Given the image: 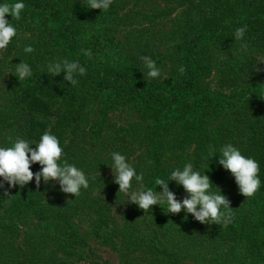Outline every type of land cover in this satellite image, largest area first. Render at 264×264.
<instances>
[{
	"label": "trees",
	"instance_id": "trees-1",
	"mask_svg": "<svg viewBox=\"0 0 264 264\" xmlns=\"http://www.w3.org/2000/svg\"><path fill=\"white\" fill-rule=\"evenodd\" d=\"M131 1L113 0V4L104 12H108L110 8L122 11ZM6 2L13 3L17 0H0V4ZM21 2L25 4V8L19 20L13 19L10 14L6 16L16 28L17 34L5 49L0 50V128L4 123L10 127V145L20 137L27 140L33 148L42 134L49 131L59 139L63 148L61 163L63 160L70 161L71 156L73 161L69 163H73L81 152L78 144L82 118L86 115L87 107L99 96L106 97L116 91L135 105L144 103L152 110L151 115L155 120L184 116L196 105L206 104L215 109L219 102L232 106V100L229 99L232 92H199L195 68L204 61L202 41H198L200 38L213 40L210 46L216 51L223 50L226 54L225 57H216V68L222 83L230 84L232 90L241 84L250 86L264 81V68L261 65L264 58V0H177L173 5L159 9L161 15L170 17L181 8L183 18L181 40L169 47L170 70L176 75L168 88L160 85L155 87L150 85L153 81L144 79L138 73L103 63V59L96 56L97 47L100 46L97 40L101 36L100 28L96 26L90 29L94 32L93 36H97L94 43L89 40L86 45V50H91V58L84 55L86 50L80 49L81 26L87 19H97L103 12L102 9L87 8V0H65L64 3L59 0ZM128 12L124 16H128ZM243 25H247L244 39L236 41L233 33ZM24 33L28 35L22 37ZM241 45L246 47L242 48ZM26 46L33 47L34 51L25 53ZM210 46L204 48L203 53H210ZM195 47L197 49L192 52ZM243 50L246 51L244 58L240 54L235 58L232 55L233 51L239 53ZM9 56L12 58L9 59ZM64 59L78 60L87 69L86 75L76 77V86L64 80L66 73L50 76L42 71L49 62ZM21 61L28 63L33 70V75L23 81L12 74L15 72V65ZM181 66L186 69L183 74L178 71ZM187 91L191 93V97L185 95ZM262 94L258 89H249L240 100L235 113H232L234 116L229 111L221 113L222 107L216 109L215 114L227 132L225 145L232 144L242 155L259 163L261 186L256 192L261 199L259 210L250 208L236 213L238 209L233 204V198L222 192L229 199L234 212L233 222L227 227L202 224L185 211L181 215L184 222L174 232L179 250L169 247L158 232L153 231L148 242L143 241L144 237L132 243L128 239L123 247L127 259L120 264H264ZM117 130L113 128V133L104 137L103 144L105 147L114 145L113 151L121 152V146H125V138L113 135ZM119 140L120 142H116ZM31 170L36 173L41 170V165L32 164ZM209 177L213 183L211 187H214V173ZM35 183L33 179L23 187L17 185L10 187V190L15 193L16 201L24 200L38 215L36 196L41 187H37ZM74 206L82 208L83 203L76 202ZM71 208L72 206L65 204L60 212L51 215L57 235L64 241L57 243L53 240L56 244L52 245L47 254H41L40 249L34 246L35 251L29 247L18 249L22 258L19 259L17 254L7 264H75L83 257L88 259L87 264H111L109 260L101 263L93 260L90 251L83 255L75 250L74 247L85 246L86 238L78 235V229L72 225L70 217L76 211L72 213ZM87 220L91 234L100 238V243L115 245L112 234L118 228L108 212L98 207ZM40 222L42 221H38V225H42ZM42 227L49 230L47 225ZM247 228H250V239L244 241L243 232ZM46 234L49 235V232ZM125 236H121V239Z\"/></svg>",
	"mask_w": 264,
	"mask_h": 264
},
{
	"label": "rangeland",
	"instance_id": "rangeland-1",
	"mask_svg": "<svg viewBox=\"0 0 264 264\" xmlns=\"http://www.w3.org/2000/svg\"><path fill=\"white\" fill-rule=\"evenodd\" d=\"M64 1L59 0L61 3ZM175 3L177 0H132L122 11L113 8H110L108 12L103 11L97 19H87L82 24L83 29L79 37L82 40L80 49L86 50L89 40L94 43L97 36H93L94 32L90 29L96 26L101 31V36L97 40L100 46L97 47L96 56L103 59V63L138 73L144 79L153 81L150 85L155 87L160 85L168 88L176 75L170 70L169 47L175 41L181 40L182 10L179 8L170 17L163 16L158 11ZM125 12H128V16H124ZM27 35L24 33L22 37ZM198 41H202L203 49L213 43V40L207 38H200ZM196 49L197 47L192 52ZM203 49V63L199 64L197 69L194 66L199 92L225 94L232 92L229 97L232 100V106L219 102L215 109L206 104L196 105L184 116L155 120L151 115L152 110L144 103L135 105L116 91L106 97L99 96L87 107L86 115L82 118L78 144L82 150L79 149L81 152H77L79 153L77 159L70 163L83 170L89 179V187L81 188L79 196L75 197L73 194L62 192L58 181L44 182L41 179L39 185L41 191L36 196L37 215L24 200L16 201L15 193L0 177V184L3 185L0 187V264H7L17 254L19 259L22 258L23 255L18 249L23 247L33 248L34 246L43 254L50 251L52 245L56 244L53 240L57 243L64 241L63 238H59L60 235H57L51 215L57 214V211L60 212L65 204L72 206L70 209L72 213L76 211L70 217V221L78 229V235H84L86 238L85 246L74 247L75 250L83 255L90 251L91 258L99 260V263L105 260H109L111 264L122 263L127 259L123 247L128 243V239L132 243L144 237L143 241L148 242L153 231H157L169 247L179 250L174 232L179 224L184 222L181 215L186 210H182L179 214L166 213L167 206L162 204L152 206L145 213L138 205L129 203L130 198L124 193H118L119 185L114 183V173L110 167L114 145L105 147L103 144L104 137L113 133V128L118 129L113 135L117 138H125V146H121L120 153L136 169L137 174L143 173L145 189L162 191V187L155 184V179L159 177L169 182L170 190L176 194L178 200L182 201L187 193L183 186L170 181L169 176L172 170L182 169L185 164L192 163L194 170L200 171L201 174L205 173L209 176L214 173L215 186L211 187V191H222L231 195L233 204L238 209L236 213H242L250 208L259 210L261 206L259 196L256 193L250 198L242 195L235 177L218 163L221 155L220 148L225 145L227 132L215 114L216 109L220 107H222L221 113L225 111L235 113L240 100L249 89H258L263 93L261 103L264 107V81L250 86L241 84L232 90L230 84L222 83L221 75L216 68V57H225L226 54L223 50L216 51L211 46L210 53H203ZM243 51L239 53L233 51L232 55L235 58L240 54L244 58L246 51ZM141 56H149L156 62L157 67L161 69L160 77L148 79L146 75L144 76L146 69L143 61L140 60ZM11 58L9 56V59ZM261 63L264 68V58ZM185 95L191 97L189 91ZM1 102L3 103V100ZM11 139L10 127L5 123L2 124L0 145L7 146ZM9 146L11 145L7 147ZM70 158L68 162L73 161V157ZM139 187L140 185L133 179L131 191H136ZM76 202L83 203V207H75ZM98 207L108 212L116 222L118 229L112 234V240L115 243L113 246L100 243V238L94 237L90 232L87 219ZM40 220L42 225H38ZM43 225H47L49 230H44ZM46 232H49V235ZM123 235L126 236L122 240ZM243 236L244 241H249L250 228L244 230ZM87 260L83 257L75 264H87Z\"/></svg>",
	"mask_w": 264,
	"mask_h": 264
},
{
	"label": "clouds",
	"instance_id": "clouds-1",
	"mask_svg": "<svg viewBox=\"0 0 264 264\" xmlns=\"http://www.w3.org/2000/svg\"><path fill=\"white\" fill-rule=\"evenodd\" d=\"M112 4L113 0H87L85 6L89 9L105 11ZM24 8L25 4L21 0L0 4V50L5 49L17 34L16 28L6 19V16L10 14L13 19L19 20ZM246 31L247 25L237 27L233 33L235 40H243ZM241 47L244 48L246 45H241ZM33 51L31 46L24 48L25 53ZM84 55L91 58V50H86ZM140 60L143 61L146 69V73L143 72L144 76L146 75L148 79L160 77L161 69L157 67L151 57L141 56ZM185 70L183 66L178 69L181 74ZM42 71L50 76L66 73L64 80L70 82L72 86L78 84L77 76L87 74V69L78 60L67 59L51 61ZM12 74L19 81H23L33 75V70L28 63L21 61L15 65V72ZM35 145L36 147L33 148L27 140L17 137L10 147H0V177L10 187L14 188L17 185L23 187L33 179H35L37 187H39L41 179L44 182L58 181L62 192L73 194L75 197L80 195L81 188L89 187V179L83 170L70 164L67 160H63V163L60 162L63 148L55 135L45 131ZM220 153L218 163L235 177L239 192L246 198L254 196L261 186L259 163L253 158L242 155L241 151L230 143L222 146ZM111 159L110 167L114 173V183L119 185L118 193H124L130 198L129 203L138 205L145 213L154 205L166 204V213L179 214L182 210H186L202 224L227 227L233 222L234 212L229 199L222 194V191H211L213 183L210 177L194 170L192 163L185 164L182 169L172 170L169 176L170 181H175L177 185L183 186L187 193V196L181 201L170 190L169 182L165 179L159 177L155 179V184L162 187V191L145 189L143 173L137 174L136 169L127 162L124 155L120 152H112ZM35 163L41 165V170L36 173L31 170V165ZM133 179L140 185L136 191H131ZM0 187L3 185L0 184Z\"/></svg>",
	"mask_w": 264,
	"mask_h": 264
}]
</instances>
